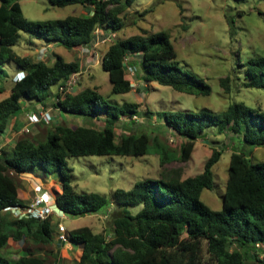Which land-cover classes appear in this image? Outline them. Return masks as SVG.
I'll return each mask as SVG.
<instances>
[{
	"label": "trees",
	"instance_id": "16d2710c",
	"mask_svg": "<svg viewBox=\"0 0 264 264\" xmlns=\"http://www.w3.org/2000/svg\"><path fill=\"white\" fill-rule=\"evenodd\" d=\"M135 1L50 0L59 7L85 6L88 14L32 20L24 15L20 0H0V78L9 75L5 68L8 63H14L25 73L21 80H14L10 94L0 100V135L9 134L12 119L23 112L25 101L32 110L30 113L41 111L38 103L47 107L50 102L63 113L103 121L102 128L89 124H53L50 113V120L36 123L51 124L46 141L20 137L11 151L0 148V264L56 262L31 250L17 258L1 252L11 238L50 245L58 237L56 218L18 219L7 210L10 206L27 204L20 197L17 178L22 173H31L37 166L45 173L42 179L47 174L61 176L62 189L57 192L55 203L63 213L78 217L106 210L110 218V230L106 232H95L90 226L67 232L71 244L82 248L77 264H249L248 260L264 264L260 258L264 248V160H254L246 150L249 146L264 147V109L234 101L220 113L209 108L158 112L164 126L184 138L179 151L161 142L159 135L147 132L123 133L118 141L119 122L123 117L129 126L138 122L140 103L113 102L89 86L78 92L61 91L75 73L81 72L80 61H67L58 54L50 64L48 60H34L29 54L20 55L13 50L22 32L69 49L90 47L97 34L115 33L125 27L122 14ZM113 40L102 56L101 67L109 74L114 94L132 90L129 73L144 82H157L180 92L211 94L212 87L203 77L180 65L166 30L151 33L142 29V33ZM240 65L244 73L240 72L239 78L244 76V86L264 89V55L251 56ZM226 81L229 76L221 85L229 92ZM53 85L58 86L54 93L50 92ZM145 115L152 118L150 112ZM210 126L217 127L219 134L231 132L240 138L238 148L231 153L219 210L201 198L203 190L212 189L215 184L213 167L224 152L217 148H213L201 173L186 178L177 171L163 172L158 178L136 181L131 189L117 188L110 196L78 192L71 184L69 158L139 157L150 154L154 147V154H158L163 166L174 161L187 162L192 159L197 140ZM111 206L114 209L109 213Z\"/></svg>",
	"mask_w": 264,
	"mask_h": 264
},
{
	"label": "rangeland",
	"instance_id": "374dc122",
	"mask_svg": "<svg viewBox=\"0 0 264 264\" xmlns=\"http://www.w3.org/2000/svg\"><path fill=\"white\" fill-rule=\"evenodd\" d=\"M20 2L24 15L32 20L88 14V9L82 5L59 7L53 5L50 0ZM146 9L152 10L142 15ZM122 15L125 27L115 33L105 31L103 34H97L90 47L69 49L60 44L48 47L45 39H37L22 32L21 39L13 46V50L20 55L29 54L34 60H48L50 64L58 54L67 61H80L82 69L72 92L89 86L95 87L113 102L140 103L138 122L135 121L129 126L125 117L119 122L116 131L118 141L123 133L147 132L152 136L159 135L161 142L179 151L184 138L174 130L166 128L158 112L209 108L220 113L234 101H244L252 107L264 109V89L246 88L243 84L244 76L239 78L240 72L244 73L241 61L246 62L251 56L264 55V0H136ZM142 29H147L151 33L166 30L171 35L180 65L203 77L212 87L211 94L180 92L157 82H144L130 73L128 78L133 84L132 90L125 94H114L109 74L101 67L102 56L113 43L114 37L124 38L139 34L142 33ZM5 68L9 75L0 78V100L10 94L14 83L13 76L18 71L14 63L6 64ZM227 76L229 92L221 85V81ZM57 90V85L50 88V92L53 93ZM26 103L28 105V101L24 102ZM44 106L37 105L39 109L51 113L53 124L61 122L71 126L89 124L97 128L103 127L101 118L87 120L86 117L68 113H64L63 117L50 102L47 107ZM25 107L27 106L23 109ZM145 112L148 114L150 112L152 118L147 117ZM26 124H29V128L25 127L24 131L20 130L21 132L17 134L14 131V136L0 135V148L3 144L2 148L11 151L15 141L20 137L39 142L46 141L48 131L52 127L50 123ZM239 144L240 138L237 135L231 132L219 134L217 127L210 126L197 140L192 159L187 162L174 161L163 166L160 164L158 154H154L156 151L154 147H151L150 154L139 157L119 155L73 157L68 160L71 184L78 192H98L110 196L117 188L131 189L136 181L146 177L158 178L163 172L177 171L182 178H186L201 173L213 148H217L224 152L213 167L215 184L212 189H204L201 198L211 208L219 210L222 208V195L226 189L231 153ZM249 149L250 146L246 150L251 153L254 160H264V147ZM44 175V171L37 166L31 173H22L17 178L19 194L24 201L32 203L38 195L43 194L49 196L52 203H55V196L62 189L61 176L47 174L46 179H42ZM113 209L114 206H111L108 209L109 213ZM105 212L107 211L103 210L98 214L78 217L59 212L50 216L66 227L65 234L81 226H90L95 232H106L107 229L110 230V218ZM61 233L63 232L59 228L56 231L57 239L50 245H38L31 241L26 243L24 240L18 242L11 238L9 245L1 252L10 258H17L31 250L36 254L48 255L51 260L56 261L55 264H77L82 248L72 245L70 241L65 243L59 241ZM260 258L264 260V248L260 251ZM248 263L262 264L252 260H248Z\"/></svg>",
	"mask_w": 264,
	"mask_h": 264
},
{
	"label": "built area",
	"instance_id": "2783aa9c",
	"mask_svg": "<svg viewBox=\"0 0 264 264\" xmlns=\"http://www.w3.org/2000/svg\"><path fill=\"white\" fill-rule=\"evenodd\" d=\"M79 73H75L72 78L68 81L66 87H61V91H70L75 87L77 83V78H78ZM42 110L38 114L33 113L30 115L31 120L34 122H38L42 119L50 120V112ZM8 211H10L14 217L18 219H26V218H37L40 220L47 219L51 214L57 213L59 214L62 213L64 214L55 203H52L44 195H38L35 200L32 203H27L23 206L15 205V206H10L7 208ZM60 231L63 232L60 234L59 238L63 242L68 241V236L65 234L67 231L66 227L60 223L59 224Z\"/></svg>",
	"mask_w": 264,
	"mask_h": 264
},
{
	"label": "crops",
	"instance_id": "0c3cea01",
	"mask_svg": "<svg viewBox=\"0 0 264 264\" xmlns=\"http://www.w3.org/2000/svg\"><path fill=\"white\" fill-rule=\"evenodd\" d=\"M53 45H57V43H49V42H47V46L48 47H51V46H53ZM54 62V61H53ZM50 63V62H49ZM19 72H21L20 70H18L17 72H16V74H14V76H13V80L15 79V78H17V76H18V74H19ZM37 105H41V104H37ZM24 106H27V107H25L24 108V112H22L19 116H17V117H15V118H13L12 119V123L10 124V127H11V131L9 132V134L8 135H15V133L17 134L18 132H21L22 130H23V128H25V127H27V128H29L28 126V124H26L27 122L28 123H30V119L29 118H27V114L28 113H30L32 110L31 109H29V105H27V103L26 104H24ZM51 111V110H50ZM58 111V110H57ZM60 112V115L61 116H63V117H65L64 116V113L63 112H61V111H59ZM33 113V112H32ZM31 124V123H30ZM21 130V131H20ZM28 130V129H27ZM14 131H15V133H14ZM3 146V144L1 145V147Z\"/></svg>",
	"mask_w": 264,
	"mask_h": 264
},
{
	"label": "clouds",
	"instance_id": "9594fccd",
	"mask_svg": "<svg viewBox=\"0 0 264 264\" xmlns=\"http://www.w3.org/2000/svg\"><path fill=\"white\" fill-rule=\"evenodd\" d=\"M24 75H25V73H24L23 71H21V72H19L17 78H15L14 80H21V79L24 77ZM14 80H13V81H14ZM42 110H45V109H42ZM42 110H41V111H42ZM41 111H40V112H41ZM46 111H47V110H46ZM32 114H33V113H28V114H27V118L30 119V120H29L30 123H32V124H36L37 122H34V121L31 120V118H30V115H32ZM37 114H38V113H37ZM28 125H29V124H28ZM22 131H24V129H23ZM42 195H43V194H42ZM44 196L46 197V199H48V200L50 199L49 196H46V195H44ZM50 200H51V199H50ZM50 200H49V201H50ZM51 202H52V200H51ZM55 204H56V203H55ZM57 207H58V206H57ZM58 208H59V207H58ZM59 209H60V208H59ZM60 210H61V209H60ZM61 211H62V210H61ZM62 212H63V211H62ZM51 215H52V214H51ZM59 239H60V238H59ZM68 241H69V239H68ZM64 243H65V242H64Z\"/></svg>",
	"mask_w": 264,
	"mask_h": 264
}]
</instances>
